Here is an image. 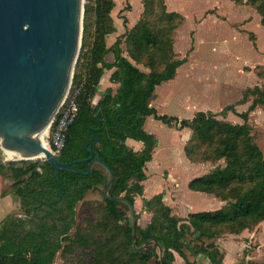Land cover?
<instances>
[{
	"label": "trees",
	"instance_id": "1",
	"mask_svg": "<svg viewBox=\"0 0 264 264\" xmlns=\"http://www.w3.org/2000/svg\"><path fill=\"white\" fill-rule=\"evenodd\" d=\"M249 1L261 12L264 23V0ZM156 2L158 0H143L139 19L110 46L106 45V36L115 30L111 17L114 0H95V28L90 43L85 40L89 9L84 8L82 43L70 88L72 91L81 84L76 96L78 111L68 127L66 144L59 157L68 162L88 157L89 150L97 151L114 173L109 195L121 196L134 205L135 197L143 194L146 163L152 159L157 142L155 136L144 129L145 117L152 115L165 124L191 129L183 146L190 162L223 158L224 164L193 177L187 184L191 190L211 194L222 205L180 217L163 201L161 192L143 199L141 210L150 217L145 227L136 221L135 244L141 246L149 241L135 252L131 221L127 219L123 225L118 224L124 216L120 206L128 209V205L105 199L103 194L102 218L87 226L82 234L79 225L70 232L77 204L88 192H103L107 174L100 165L94 164L88 174L61 170L57 177L55 168L45 159H7L5 162L17 179L14 194L21 199L26 214L36 205L35 212L44 218L51 216L55 222L48 229L39 223L29 230L10 223L9 228L0 231V239L12 238L0 245V264H54L58 255L64 256L69 246L80 241L95 245L93 260L83 264H109V260L130 264L131 257L136 258L138 264H148L153 257L156 264H174V252L184 259L181 264H195V259L201 255H204L203 264H226L224 253L215 242L223 237L221 234H240L264 220V156L250 136L247 123L251 110L258 106L264 109V85L255 84L244 90L240 101L245 102L250 96L252 99L247 110L238 113L244 120L242 123L218 119L212 111L200 110L191 118L158 113L149 99L157 85L175 75L185 58H178L173 51V35L183 16L157 6ZM108 52L113 54L111 62L105 60ZM105 69H113L110 80L118 86L93 102ZM228 110L235 112L234 105L224 106L220 113ZM94 136L98 140L85 148L84 143ZM127 138L141 141L143 147L135 150L126 144ZM87 165L86 161L73 164L83 172ZM2 167L3 163L0 171ZM135 217L137 220L136 212ZM189 235L191 237L187 238ZM13 238L17 239L16 243ZM124 244L129 246L128 255L117 259L113 256V247ZM156 248L160 254L156 253ZM187 250L194 256L193 260L186 254ZM237 264H264V257L241 260Z\"/></svg>",
	"mask_w": 264,
	"mask_h": 264
},
{
	"label": "rangeland",
	"instance_id": "2",
	"mask_svg": "<svg viewBox=\"0 0 264 264\" xmlns=\"http://www.w3.org/2000/svg\"><path fill=\"white\" fill-rule=\"evenodd\" d=\"M156 3L157 6H162L166 9L179 6L178 10L183 16L182 22L176 28L173 35V51L176 53V56L178 58L184 55L189 56V46L194 42L195 50L190 63L188 62L181 66L179 75L174 83L171 86H166L168 83L165 82L164 86H166V89H159L158 98L155 100L154 106L162 113L175 114L180 118H190L193 115L194 109L200 106L203 107V103L209 104L212 107H215L216 103H226L222 108L232 104L236 105L235 112L228 110L220 113L221 110H218L214 112L217 114V118L232 123L244 122L238 113L246 111L252 99L250 96L247 101H240L244 90L255 84L264 85V23H262L261 12L249 0H158ZM94 5L95 0H83V9L86 6L89 9L86 17L88 28L85 39L86 43L92 41L95 28ZM122 6L123 9L126 7L124 1L122 2ZM137 9L138 6L136 5L133 9V14H131L133 18ZM192 14L195 16L194 26L190 27L193 25L191 20ZM207 16L209 20L202 22L196 31L195 28L198 21L205 17L207 18ZM83 22L84 12L77 57L80 54L82 43ZM195 31L196 35L194 37ZM192 39L193 42H190L189 40ZM252 42L255 43V47H253ZM175 44L181 45L179 46V51H177L178 47ZM188 74H191L193 79H190ZM257 74H261V77ZM223 85H225L224 89ZM228 88L231 91L223 92V90H229ZM247 123L250 126V136L264 156V109L258 106L251 110L248 113ZM148 124H156L155 131L159 143L156 145L157 149L154 147L156 150L154 149L153 151L152 160L146 163V172L150 176L149 179L154 180V182H150L146 187L144 194L146 198L152 193V186L158 184L159 179H156L158 177L162 179L164 186L169 187V170L163 169L161 171L162 167L170 168L171 171L176 173L175 176L178 177V182H174V186L179 189H187L184 181L189 175L204 173L216 165L224 164L223 158L192 163L195 165L183 163L186 159L180 155V146L177 148L179 151L178 157L168 148L169 144L174 142L176 144V140H179L178 131L176 132L175 129L168 130L165 126H162L164 124L161 121L154 119L152 116H148ZM186 137L187 134L183 133L182 139L186 140ZM7 157L2 153L0 147V164L3 160H7ZM35 159L43 160L44 157H41V159L33 158L32 160ZM13 160L17 161L21 159ZM208 197L210 200L188 199L183 196V201L193 211L214 210L219 207L220 200L211 195H208ZM142 199H144L142 196L135 197L134 209L138 217L136 220L137 224L145 227L150 214L141 210L140 203ZM187 206L182 205V203H178V205L174 203V213L180 217L186 215L189 212ZM76 210L75 223L70 232H74L76 226L79 225L82 234L87 226L102 218L103 204L101 191L88 192L85 198L77 204ZM120 210L124 213V216L118 222L119 225H123L127 219L132 221L129 207L126 209L120 206ZM114 228L116 229L117 227L114 226ZM221 236H223L221 240H216L215 242L222 247L224 253L223 261L226 264H237L241 260H261L264 257V220L250 228L249 232H245L241 237L226 233L221 234ZM119 237L120 235H117V238ZM190 237V235L187 236V238ZM144 245L141 244L142 247ZM142 247L138 251H134L139 252ZM113 248L115 249L113 250L115 252L113 256H116L117 259L118 257L120 259L127 257L129 252L128 245L124 244L123 246H115ZM155 251L157 254H160L158 248ZM94 253L95 245L93 242H76L69 246L64 256L58 255L56 264H77V262L83 264L84 262H91L94 258ZM186 254L190 260L194 259L190 250H187ZM109 256H112V253ZM174 257V264L184 262V259L176 252H174ZM203 258L204 255H201L199 259L197 257L195 264H203ZM155 260L154 257L151 258L148 264H156ZM138 263L136 258H130V264ZM109 264L116 263H111L109 260Z\"/></svg>",
	"mask_w": 264,
	"mask_h": 264
},
{
	"label": "water",
	"instance_id": "3",
	"mask_svg": "<svg viewBox=\"0 0 264 264\" xmlns=\"http://www.w3.org/2000/svg\"><path fill=\"white\" fill-rule=\"evenodd\" d=\"M83 12V0H0V147L9 158L44 155L57 177L61 170L88 174L100 165L107 174L103 197L128 205L132 246L138 251L134 205L109 195L114 173L98 152L64 162L47 147V125L71 87ZM97 140L94 136L84 147ZM80 161L88 162L86 172L73 166Z\"/></svg>",
	"mask_w": 264,
	"mask_h": 264
},
{
	"label": "crops",
	"instance_id": "4",
	"mask_svg": "<svg viewBox=\"0 0 264 264\" xmlns=\"http://www.w3.org/2000/svg\"><path fill=\"white\" fill-rule=\"evenodd\" d=\"M123 1H124V4L126 5V7L124 9L122 8L123 7L122 6V2ZM114 3H115V5H114L113 9L111 10V17H112V20H113V25H114L115 30H114V32H112V33H110V34H108L106 36V45L107 46L112 45L119 35L123 34V32H125L126 29L130 28L139 19V17L141 16V14L143 12V8H144L143 0H114ZM134 3H135V6L136 5L138 6V9H137L136 13L134 14L135 17L133 18L132 17L133 15H131V14H133V9L135 8ZM175 5H177V4H175ZM178 7L179 6H175L173 8L167 9V10L168 11H175L177 13H180V11L178 10ZM196 18H198V17L196 16ZM194 19H195V16L192 14L191 20H192L193 25H191L190 27L194 26ZM207 20H209L208 16H207V18L205 17L202 20L198 21V23L196 25V28H195L196 31H197L198 26L201 25L202 22L207 21ZM196 31L194 33V37L196 35ZM188 39H189V37H188ZM189 41L193 42V39L189 40ZM180 44H181V42H180ZM252 45H253V47H255V43L254 42H252ZM252 45H251V47H252ZM175 46L178 47L177 51H179V46H181V45L175 44ZM189 49H190V51H189L190 55L189 56L188 55H184L183 57H179V58H185V60L177 67L175 75L171 79H169L167 81H164V82L160 83L159 85H157L155 87V89H154L153 96L149 99V104L151 106H153L156 109V111L158 113H160V114H167V113H162L161 111H159L154 106V103H156L155 100L158 98L159 89H161V88L162 89L163 88L166 89V86H171L174 83V81L177 79L181 66L183 64H185V63H188V62L190 63V60L192 58V54H193V52L195 50V42L193 44L192 43L190 44ZM124 54H126V52H124ZM105 60L108 61V62H111L113 60L112 52H108L106 54ZM112 70L113 69H105L103 74L101 75L99 83L96 86V90H95L94 95L92 97V101L93 102H97V100L101 97V95L104 94L107 90L110 89L112 91H115V89L117 88L118 84L116 82L110 80V75H111ZM188 77H190V79H193V76L191 74H188ZM165 82L168 83L166 86H164L166 84ZM224 88H225V85H223V89ZM228 91H231V90L230 89L229 90H225V91L223 90V92H228ZM225 104L226 103H222V104L221 103L220 104L216 103L214 105L215 107H212L209 104L203 103L202 104L203 107L200 106V107H197V109H194L193 115L197 111H200V110H202V111H213V112L221 110L222 106L225 105ZM234 109L236 110V105L234 106ZM167 115L177 116L175 114H167ZM148 116H152V115H147L145 117L144 129L147 132L153 134L155 136L156 140H157L158 136L156 135L157 133L155 131L156 124L155 125L148 124ZM185 118H188V117H185ZM154 119H156V118H154ZM156 120H158V119H156ZM163 124L164 125H162V126H165L168 130L175 129L176 132L178 131V134H179V140H176V144L174 142V143H171V144L168 145V148L170 149V151L172 150V153H174V155L176 154L177 157H178L179 156L178 155L179 151H178L177 148H179V146H180V155H182L186 159V161H184L183 163L186 162L188 164L195 165V164H192V162H190L187 159V157H186V155L184 153V150H183L184 143H186V141L190 137L191 129L189 127L180 128V127H178L176 125H168V124H165V123H163ZM183 133L187 134V137L185 138L186 140H184V138L182 139ZM157 143H159L158 140L156 142V145H157ZM126 144L128 146H132L135 150H140L143 147V143L141 141L133 140V139H130V138L126 139ZM156 145H155V148H156ZM152 158H153V154H152ZM3 161H4V162H2L3 163V167H2V170L0 171V231L9 228L10 227V223H12V222L13 223H18V225L19 226L21 225L23 227V229H25V230H29V229L32 228V226L34 224H39V223H43V224H41V226L46 227L47 229L49 227H51V225H53L54 222H55L54 218L51 217V216L50 217L47 216V217L44 218L42 216V214H40L38 212H35L36 205L31 208L29 214H26L25 207L22 205L21 199L14 194V185L16 184L17 179L13 176V173H12L11 169L8 167V162H5V160H3ZM163 169H168L169 170V174H168V175H170V177L168 178V181H169L168 182V186L169 187L164 186V183L162 182V179L160 177H158V178H156V179H159L158 180V184L157 185L155 184V186H152V188H153L152 191H151L152 193L149 195V197L146 198L144 196L145 191H146V187L148 186V184L150 182L151 183L154 182V180L149 179L150 176H149L148 172H146L147 171V165H146V167H145L146 180L143 182V194L141 195L142 197H144V199H148L151 196H153L154 194H157V193L161 192L162 195H163V201L167 205L172 207V209H174L173 208L174 203H176L177 205H178V203L179 204L182 203V205L187 206L185 204V201H183V196L187 197L188 199H195V200H206L207 199V200H210L208 195H211V194L200 192V191H194V190L189 189L188 186H187V184H188L190 179H192L193 177L202 175L205 172L204 173H199V174L189 175L184 181V184L187 186V189H179L178 187L174 186V182L175 183L178 182L177 181L178 177L175 176L176 173L171 171L170 168H166V167L165 168L162 167V169H160V170L162 171ZM142 201H143V199H142ZM142 201L140 203V208H142ZM221 205H222V202L220 203L219 207ZM187 209H188L189 212H194L193 209L191 208V210H190V207H188V206H187ZM143 212H145V211H143ZM189 212H187V213H189ZM184 216H181V217H184ZM44 224L46 226H44ZM21 229H20V231H21ZM245 232H249V230H244L240 234H233V235H236V237H241V236H243V234ZM230 235H232V234H230ZM8 238L9 237H4L3 239H0V245L5 243L6 241H9ZM9 239H11V241H12V238H9ZM52 239H53V234H51V240ZM218 240H221V238H219ZM16 241H17V239L13 238V242L16 243ZM220 248H221V250H223L221 246H220ZM56 259L57 258L54 259V264H56Z\"/></svg>",
	"mask_w": 264,
	"mask_h": 264
},
{
	"label": "built area",
	"instance_id": "5",
	"mask_svg": "<svg viewBox=\"0 0 264 264\" xmlns=\"http://www.w3.org/2000/svg\"><path fill=\"white\" fill-rule=\"evenodd\" d=\"M80 88L81 84L72 91L69 89L60 107L48 125L47 147L54 155L59 156L62 149L65 147L68 127L74 120L78 111V102L76 100V96Z\"/></svg>",
	"mask_w": 264,
	"mask_h": 264
},
{
	"label": "bare ground",
	"instance_id": "6",
	"mask_svg": "<svg viewBox=\"0 0 264 264\" xmlns=\"http://www.w3.org/2000/svg\"><path fill=\"white\" fill-rule=\"evenodd\" d=\"M47 128H48V125H47ZM41 157H44V155H42V156H34V157H32V158H41ZM8 159H22V158H9V157H7Z\"/></svg>",
	"mask_w": 264,
	"mask_h": 264
}]
</instances>
